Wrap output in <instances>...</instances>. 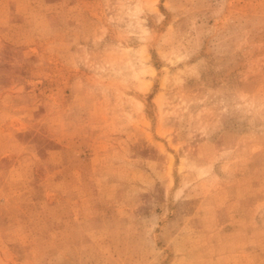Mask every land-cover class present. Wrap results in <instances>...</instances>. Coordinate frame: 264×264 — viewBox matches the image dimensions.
<instances>
[{
	"label": "rangeland",
	"instance_id": "1",
	"mask_svg": "<svg viewBox=\"0 0 264 264\" xmlns=\"http://www.w3.org/2000/svg\"><path fill=\"white\" fill-rule=\"evenodd\" d=\"M0 264H264V0H0Z\"/></svg>",
	"mask_w": 264,
	"mask_h": 264
}]
</instances>
